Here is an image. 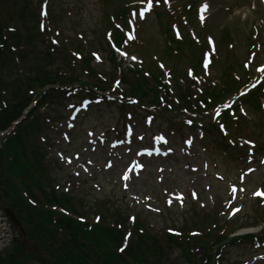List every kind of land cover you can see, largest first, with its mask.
Returning <instances> with one entry per match:
<instances>
[{"label":"rangeland","instance_id":"374dc122","mask_svg":"<svg viewBox=\"0 0 264 264\" xmlns=\"http://www.w3.org/2000/svg\"><path fill=\"white\" fill-rule=\"evenodd\" d=\"M100 3V0H55V5L58 8H62L66 13H68V8L71 9V15L67 16L66 14L67 18H65L67 34L73 36L74 32L77 29L83 31L85 34V40L90 43L96 42V49L101 50L104 57L103 63H101V61L100 63L94 61V66H98V68L102 70H111L109 60L107 59V52L105 51L104 47L99 45V36L102 37V39L103 37L105 38V11H108V7L105 5L101 6ZM223 4H238L239 7L236 11L226 12L221 7ZM214 10L215 13L213 14L211 20H213L215 24H220L221 28L224 27L231 30L233 38L238 41V45H240L237 48L238 53L240 54V56L243 55L246 57V53H244L246 46L241 45L240 43L248 39L249 32L252 29V25L257 22V19L252 14L250 6L246 3L245 0H214ZM218 29L219 28H216V30ZM141 35L144 42L148 43L151 46L157 47L158 50L161 51V48L164 47V39L162 38L161 32L159 31V24L156 21L154 13L147 16V21L144 23ZM84 44L85 46L83 50L86 54H89V49L91 46L86 45L87 43L85 41ZM223 54L225 57L226 53L224 49ZM220 66L219 68H221ZM57 103L58 101H56L51 107H49V111L54 109ZM115 107L116 106L114 104L95 106L92 112L86 116L84 121H82V124L79 123L77 127L71 131L70 134H65L63 135V137H61V131L59 135H56L53 140V147L48 155V159L52 162V175L56 176L59 180L60 177H65V179H67L66 181L71 182V185L69 186L70 189L74 188L77 191L83 192L87 195L89 200L96 199L97 197H99V195H101L102 191L110 189L111 187H115L114 184L116 183V178L113 176L115 170H104L102 169V165L98 164L93 167V171L90 173V175L92 177H97L103 181V189L96 187L93 181L87 179L90 177V175H85L86 172H84V168L88 164V151H86V149L84 148V146H86L85 144L87 139V128L91 126L101 127L102 125H105L107 121H117L119 119V115L113 110ZM255 119H257V117ZM154 122L155 125L158 126L159 118L157 117ZM62 127V130H64L65 127ZM54 132L55 130H53L52 128L49 131L50 134H55ZM67 135L68 138H66ZM77 148H79L80 151H77L78 158L76 161L79 163L81 168L70 166L66 167L65 164L58 159L57 152L66 150L68 154L73 156V152ZM199 151L200 159L198 156H196V160L189 159L185 156L180 155L179 152L178 155L176 154L168 159L166 176L168 172H170L169 168L172 167L171 169L174 170L173 175L168 174L169 178H173L172 181L174 182V184L171 185L172 187L175 185L184 186L192 183V179L195 174L191 173L190 171H184L183 165L185 164L199 163L204 158H210L212 159V167L210 169L211 172L219 170L215 169V164H213L214 162L220 163L223 159L219 152H212L210 149H207L206 152H204L205 150H203L200 145ZM104 162L105 160H103V163ZM79 172H84L82 173V176L85 175L86 180H89L90 184H85L83 182L82 186H79V183L77 182L78 177H76ZM153 172L154 174L150 179H146L148 175H144L141 179H136L132 184V190H134V186H137L138 188L143 187V189H139L142 192H144L145 190H152L154 192L160 193V191H163L165 185L170 186V184L167 183H164V185H159V183L156 181L158 175L156 169L153 168ZM180 174L186 175L187 179L184 175L179 176ZM200 176L203 182L197 181L195 185L199 188V191L202 194L201 200L203 202H206V204L210 206L211 204H213L211 202L212 196H216L218 191L216 189L208 190L207 188H205V186L207 184H211L213 188L222 187L226 189L227 185L226 183L224 185H222L221 183H217V181L213 179L212 174L210 175V177H206L204 176V173H201ZM66 181L61 182L66 185ZM213 182L216 183L214 184ZM254 182H258V180H254ZM250 185H253V183H251ZM222 199L225 198H221L220 200ZM251 206L252 201L248 200L246 203V209H250ZM173 211L182 214L180 210ZM145 213L148 216H151L153 222H158L159 224H163L166 220L168 222H171V220L173 219V216H171L169 212L167 213V217L164 218H162V215L159 213L149 214L147 211H145ZM12 234L13 229L10 227L9 222L6 220L3 210L0 209V247H4L6 244H9L11 242ZM253 252L254 250H252L250 245L246 246V244H244L239 247L231 248L229 251V256L233 258H239L240 260H245L248 259L250 254Z\"/></svg>","mask_w":264,"mask_h":264},{"label":"trees","instance_id":"16d2710c","mask_svg":"<svg viewBox=\"0 0 264 264\" xmlns=\"http://www.w3.org/2000/svg\"><path fill=\"white\" fill-rule=\"evenodd\" d=\"M24 3H27L28 0H23ZM27 10V7H25ZM16 10H10L9 15H12ZM21 16L24 17V11H21ZM4 15H8V11L0 5V29L2 27V18ZM49 55L48 51L45 52ZM41 62L37 63L34 67L35 70L38 69V66ZM44 69V66H41ZM59 79L57 73L54 74H45L40 77V80L37 79L35 84H40L41 86L55 82ZM32 82V80L30 79ZM12 92L14 95L19 93V89L13 84ZM29 99V97H25ZM17 111V105L13 104L8 109L0 111V126L2 124L3 118H8L10 115L15 114ZM35 120L25 123L20 126L16 133L8 138L3 144L2 149L0 150V188H4V193L8 197L12 204L21 212L26 214L28 223L34 227V222L38 219V224L41 226V223L45 221H50L52 216L51 210L34 208L29 203H27L24 197L20 194V186L31 188L32 185H38L41 187V178L44 177L45 169L41 163L43 158V152L37 145L31 144L34 142L32 139V127ZM29 124V125H28ZM29 130L31 134L29 135ZM52 199L56 200V196L52 193ZM39 210V212L37 211ZM66 218L65 220H69ZM76 234L74 235L75 240ZM83 238L87 240L96 250L101 253L105 259L110 262V259L113 257V251L111 250V245L103 238L101 227H96L92 232H86L83 234ZM62 253H65L61 250ZM130 254L136 258V261L140 262L141 248L138 246H132L130 248ZM64 260L63 258L59 259Z\"/></svg>","mask_w":264,"mask_h":264},{"label":"snow or ice","instance_id":"6c2138e0","mask_svg":"<svg viewBox=\"0 0 264 264\" xmlns=\"http://www.w3.org/2000/svg\"><path fill=\"white\" fill-rule=\"evenodd\" d=\"M77 55H79V53H77ZM97 58L99 59V55L97 54ZM133 59H135V57H133ZM165 137L163 135L159 136L158 139H161L163 140ZM249 143H252L251 141H249ZM70 159V158H69ZM249 171H252V169H249ZM233 187V190H235V185L232 186ZM255 194H258V195H261V196H264V191H258L257 193ZM83 219V218H82Z\"/></svg>","mask_w":264,"mask_h":264}]
</instances>
